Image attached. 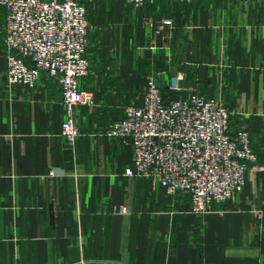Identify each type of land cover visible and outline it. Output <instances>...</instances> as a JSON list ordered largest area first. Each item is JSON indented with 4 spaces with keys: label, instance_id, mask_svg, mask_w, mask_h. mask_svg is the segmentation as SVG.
Here are the masks:
<instances>
[{
    "label": "crops",
    "instance_id": "0c3cea01",
    "mask_svg": "<svg viewBox=\"0 0 264 264\" xmlns=\"http://www.w3.org/2000/svg\"><path fill=\"white\" fill-rule=\"evenodd\" d=\"M84 1L93 98L75 109V146L56 80L8 85L0 8V264H264V0ZM150 78L221 100L231 129L250 130L257 160L214 211L125 173L131 140L107 130Z\"/></svg>",
    "mask_w": 264,
    "mask_h": 264
},
{
    "label": "built area",
    "instance_id": "2783aa9c",
    "mask_svg": "<svg viewBox=\"0 0 264 264\" xmlns=\"http://www.w3.org/2000/svg\"><path fill=\"white\" fill-rule=\"evenodd\" d=\"M126 1L142 6L146 0ZM0 8L6 13L8 85L34 89L42 72L56 80L65 110L61 134L75 146V109L93 98L80 85L91 66L85 1L0 0ZM181 90L173 77L169 91ZM231 118L232 110L217 98L196 90L166 95L150 78L141 103L127 106L107 134L131 140L134 165L126 175L151 177L169 196L185 193L192 212L204 215L243 191L249 163L257 160L250 130H232Z\"/></svg>",
    "mask_w": 264,
    "mask_h": 264
}]
</instances>
